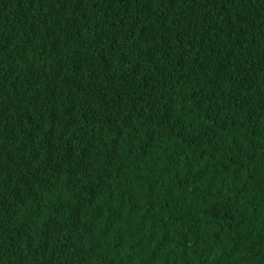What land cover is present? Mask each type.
<instances>
[{
	"label": "trees",
	"instance_id": "16d2710c",
	"mask_svg": "<svg viewBox=\"0 0 264 264\" xmlns=\"http://www.w3.org/2000/svg\"><path fill=\"white\" fill-rule=\"evenodd\" d=\"M0 264H264V0H0Z\"/></svg>",
	"mask_w": 264,
	"mask_h": 264
}]
</instances>
